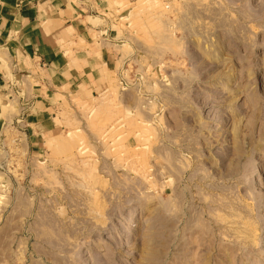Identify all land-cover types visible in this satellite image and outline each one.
<instances>
[{"label":"rangeland","instance_id":"obj_1","mask_svg":"<svg viewBox=\"0 0 264 264\" xmlns=\"http://www.w3.org/2000/svg\"><path fill=\"white\" fill-rule=\"evenodd\" d=\"M109 9L101 89L1 134L0 264H264V0Z\"/></svg>","mask_w":264,"mask_h":264},{"label":"crops","instance_id":"obj_2","mask_svg":"<svg viewBox=\"0 0 264 264\" xmlns=\"http://www.w3.org/2000/svg\"><path fill=\"white\" fill-rule=\"evenodd\" d=\"M110 0H0V145L13 124L28 147L65 103L106 82L118 58Z\"/></svg>","mask_w":264,"mask_h":264},{"label":"built area","instance_id":"obj_3","mask_svg":"<svg viewBox=\"0 0 264 264\" xmlns=\"http://www.w3.org/2000/svg\"><path fill=\"white\" fill-rule=\"evenodd\" d=\"M5 141H7V140H5ZM5 141L2 140L1 145H0V148L4 149V145H5L4 142H5ZM19 141H20V140L16 138L15 140H12V143H13V144H18V145H19ZM2 165H3V164H2ZM2 165H1V166H2Z\"/></svg>","mask_w":264,"mask_h":264}]
</instances>
